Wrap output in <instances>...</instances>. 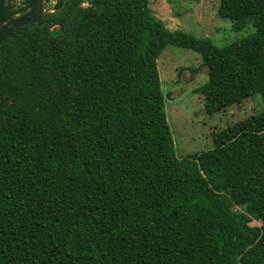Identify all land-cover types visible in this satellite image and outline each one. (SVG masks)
<instances>
[{"label":"trees","instance_id":"1","mask_svg":"<svg viewBox=\"0 0 264 264\" xmlns=\"http://www.w3.org/2000/svg\"><path fill=\"white\" fill-rule=\"evenodd\" d=\"M217 18V42L252 32L217 46L147 0H71L1 44L0 264H264V112L180 157L165 113L166 47L200 56L204 115L264 98V0Z\"/></svg>","mask_w":264,"mask_h":264},{"label":"rangeland","instance_id":"2","mask_svg":"<svg viewBox=\"0 0 264 264\" xmlns=\"http://www.w3.org/2000/svg\"><path fill=\"white\" fill-rule=\"evenodd\" d=\"M150 15L160 21L169 32L180 31L199 39H210L223 46L231 40L245 37L251 30L238 34L221 32L225 40L214 39L217 31L228 28V21L217 18L219 0H147ZM21 5V0L18 1ZM88 3H82L87 6ZM48 6V5H46ZM54 33L58 28L52 29ZM159 77L165 97V113L178 157L183 153H199L211 147V134L227 126L264 112V98L255 95L223 111L204 115L203 102L191 90L207 75L196 53L177 47H166L157 59ZM196 70V71H195ZM167 89V90H166ZM166 90V91H165ZM171 101V102H170ZM173 101V102H172ZM182 146V147H181ZM256 226L255 224H250Z\"/></svg>","mask_w":264,"mask_h":264},{"label":"water","instance_id":"3","mask_svg":"<svg viewBox=\"0 0 264 264\" xmlns=\"http://www.w3.org/2000/svg\"><path fill=\"white\" fill-rule=\"evenodd\" d=\"M18 1L0 0V46L17 28L61 15L71 0H64L57 9L45 6V0H29L21 5Z\"/></svg>","mask_w":264,"mask_h":264},{"label":"clouds","instance_id":"4","mask_svg":"<svg viewBox=\"0 0 264 264\" xmlns=\"http://www.w3.org/2000/svg\"><path fill=\"white\" fill-rule=\"evenodd\" d=\"M56 3H57L56 0H50L49 3H45V6L48 5V6H51L52 9H57L55 8Z\"/></svg>","mask_w":264,"mask_h":264}]
</instances>
